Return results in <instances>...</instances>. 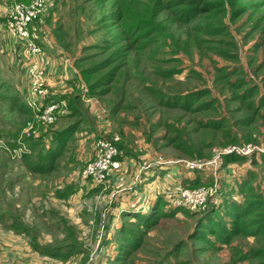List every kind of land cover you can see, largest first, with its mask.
Returning <instances> with one entry per match:
<instances>
[{"label": "rangeland", "instance_id": "rangeland-1", "mask_svg": "<svg viewBox=\"0 0 264 264\" xmlns=\"http://www.w3.org/2000/svg\"><path fill=\"white\" fill-rule=\"evenodd\" d=\"M33 1L28 5L29 10L36 5ZM252 1L238 17H234L227 6V12L222 13L224 36L204 38L196 44L184 45L191 36L192 24L180 27L172 23L168 12L154 19L152 8L158 3L157 0H122L126 13L125 28L137 24L141 18L154 20L161 23L166 38L161 39L160 35L157 38L159 42L153 44L150 51L143 55L134 53L126 64L121 61L113 63L106 70H98L115 50L116 45L110 42L122 30L107 29L108 25L105 24L110 6H101L106 0H54L39 18L30 23L27 30L29 39L11 34L8 30L9 20L6 19L13 3L14 6L24 4L19 0H0V139L6 144V148L0 149V167L3 168L7 162L4 168L13 175V171L19 167L17 162L12 161L21 158L26 150L31 153L28 150L31 139L43 141L41 148L33 151V156H46L56 147V135L53 133H59L68 123L82 118L79 125H82L83 132L79 131L66 143L59 160L61 164H57L51 175L43 177H49L51 183H55L56 179L62 188L66 184L82 181L89 184V190L80 187L69 201H58L57 213L51 214L52 219H56L51 236H44L45 230L42 229L40 240L50 248L75 242L76 249L58 251L63 255L71 253V256L58 255L57 258L48 259L23 246L26 248L22 251L26 252V258L7 264H250L252 257L246 255L264 248L262 237L241 234L229 246L218 244V248H213L211 245L214 243L198 241L197 234L202 218H206L210 211L223 207L225 200H234L243 205L248 198L264 197V119L254 118L258 116L246 110L248 102L238 98L246 96L247 89L261 91L255 95L256 99L264 97V7ZM50 42L57 45L61 55H65L64 62H70L83 81L86 80V92L84 89L82 96H93L88 92L89 85L104 80L101 92L94 96L98 97L99 105L108 109L109 113L101 112L102 117H107L112 123L110 126L109 123L105 127L96 125V132L93 127L98 118H94L90 111H82V116L75 120L61 119V123L57 122L52 127L50 125L54 121L43 123L44 120L35 115L31 120H26L11 114L9 107L16 96H27L25 100L28 103L29 96H33L32 91L43 86L52 94V70L55 69H52L51 61H45L44 55V46ZM229 42L238 46L239 59L222 55L224 51L235 53L236 48L230 46ZM31 43L42 49L39 57L29 55L27 50ZM176 43L181 45L176 47ZM116 68L114 76L108 78L107 74ZM257 68L262 71L257 72ZM82 70L86 72L84 76ZM66 80L65 75L60 78L61 83ZM240 81L248 85H239ZM204 89L210 90V95L194 99ZM106 90L109 94L102 100L99 96H104L102 92ZM57 92L59 96L66 95L68 85ZM47 97L43 99L44 107ZM192 97L193 101L190 100ZM52 102L57 103L55 100ZM185 102H188V108L181 107ZM205 102L214 105L202 111L200 106ZM170 103L175 106L167 105ZM110 107L116 110V114L110 111ZM261 114H264V109H261ZM247 118L249 125L242 127ZM220 120H228V124L221 129L209 124H220ZM30 124L34 126V131H39V136L25 134ZM99 127L103 133H99ZM88 129L92 133L86 135ZM112 134L122 138L118 145L119 156L122 151L125 154L129 147L134 149L135 156L142 157L140 159L146 162L151 157L153 162L154 158L160 156L168 158V161H180L181 164H173L177 173L170 170L167 175H158V191L152 182H148V177H151L147 175L148 169L142 170L145 162L134 158L129 159L130 166H124L123 161L119 160L123 163V170L113 171L105 185L97 186L90 180H84L86 165L94 159L90 156L93 144L97 147L100 138ZM91 135L92 138H88ZM123 141L126 143L123 144ZM162 145L166 149L160 148ZM248 149L252 151L248 155H239L237 151ZM14 150L19 153L13 154ZM220 155L231 160L226 167L217 166ZM72 160H77L78 164L72 163ZM190 162L204 165L201 177L200 169L191 171L185 167ZM200 178L204 182L199 188L211 191V194L203 205L192 210L184 204L186 199L180 196V192L187 188L194 189L193 185L198 186ZM250 181L249 186L240 187V183L245 185ZM138 182L150 183L146 185V195L133 192ZM2 186L3 181L0 180V188ZM250 186L253 189L248 191ZM94 188L96 190L92 194L90 191ZM151 188L155 192L150 191ZM12 191L16 194L15 189ZM3 193L0 191V198ZM119 193L122 194L120 197ZM159 193L160 204L166 203L161 208L168 216H160L149 227L142 226L137 219L123 216L122 212L131 208L140 210L147 205L150 208L143 215H150ZM100 219L99 227L95 221ZM63 225L74 228V233L66 235ZM124 225L131 232L130 237L137 239L139 244L137 251L129 257L121 255L123 245L119 234ZM120 256H123L122 259ZM257 262L259 259H256Z\"/></svg>", "mask_w": 264, "mask_h": 264}, {"label": "trees", "instance_id": "trees-1", "mask_svg": "<svg viewBox=\"0 0 264 264\" xmlns=\"http://www.w3.org/2000/svg\"><path fill=\"white\" fill-rule=\"evenodd\" d=\"M22 3L29 4L33 0H19ZM122 0H106L105 4H102V7L107 8L106 5L110 6V12L106 18V24L108 25L107 29H122L120 32L115 34L113 40L110 42L116 45L115 50L102 62V64L98 67V70H106L112 65L113 63L121 62L126 64L128 59L132 57L134 53L138 55H143L147 51H150L153 44L159 42L160 39H157L161 36V39L166 38V34H164V29L160 22H154V20H145L141 18L138 20L137 24L133 26H128L125 28L124 22L126 20V13L125 8L122 5ZM157 0V4L152 8V17L154 19L160 17L163 13H169L171 16L172 23L179 25L180 27L191 25L190 27V35L188 40L184 42V45H189L191 43L196 44L198 41L203 40L204 38H218L225 35V24L223 23V15L222 13L227 12V6L231 8L233 11V16L238 17L240 16L245 7L250 3L252 0ZM14 2V1H13ZM256 5H260L264 7V0H253ZM53 3V2H52ZM104 3V2H102ZM14 4V3H13ZM11 5V7L13 6ZM10 7V8H11ZM50 13V12H49ZM7 19V17H6ZM114 23V24H113ZM116 23V24H115ZM181 43H176L175 46L179 47ZM229 45L236 48L234 54H230L229 52H222V55L227 57H233L235 59L238 58V46L234 44V42H229ZM113 49V47L111 48ZM117 71V68L112 70L108 73V78H112L114 73ZM257 72L262 71V69H256ZM86 72L82 70V74L84 76ZM85 80V79H84ZM86 82V80H85ZM84 82V83H85ZM104 80L97 81L96 84H90V88L88 87V92L93 94L91 97L98 98L94 95H99L101 92V88L103 87ZM243 84L244 86L248 85L245 81H240L239 85ZM246 96H238V98H242L243 101H247L246 110L250 111L252 114H256L258 117L254 118H263L264 114H261V109H264V97L256 99L255 95L259 92L258 90L254 89H247ZM250 90V91H249ZM196 94L195 98L192 97L190 100L193 101L194 99L204 98L210 95V90H202ZM261 92V91H260ZM259 92V93H260ZM104 96H99L103 100L109 93L106 91L102 92ZM200 95V96H198ZM81 96L80 92L78 91V95ZM14 98L9 110L11 109V114H16L17 116H21L26 118V120H31L33 118L34 112L29 104L26 102L24 96H16ZM24 99H23V98ZM185 100V98L183 99ZM187 101V100H185ZM185 105H182V108H188V102H185ZM216 101H214V104ZM212 102H205L200 106V109L204 111L208 107L213 105ZM167 105L175 106V104L170 103ZM111 108V107H110ZM73 117L78 119L82 116L81 111L78 107L74 105L73 107ZM110 111L116 114V110L111 108ZM80 118L79 121H81ZM79 121H74L68 128L62 130L60 133H53L56 135V147L52 149L50 152H47L46 156H41L39 158H35L33 156V151H37L41 148L43 141L41 139H33L29 140L28 142V151H24L22 153V157L20 160H23L26 169L31 173L38 174V175H50L54 172L57 168V159L62 156L64 147L66 143L77 133L79 132ZM249 118H247L244 122L245 124L242 127H247L249 125ZM219 123H209L210 125L219 126L221 129L224 125L228 124V120H220ZM243 122V123H244ZM52 127V126H50ZM210 127V126H207ZM46 134V133H45ZM43 136H45L43 134ZM38 138V137H37ZM44 139V138H43ZM166 147L167 144H166ZM220 160L218 161L217 166L219 167L228 165L231 160L228 159L225 155H220ZM119 160L122 159V155L119 156ZM210 160V159H209ZM206 161V160H205ZM204 163V162H203ZM200 171V172H199ZM196 171L195 173L199 172V176L203 175L204 167L202 170ZM196 177V176H195ZM202 182H204L203 178L198 180L197 185H193V188H199L203 186ZM251 181L245 185L240 183L241 188H245L249 186ZM253 189V186L248 188V191ZM71 193V192H70ZM60 196H64L61 192H59ZM254 196V194H251ZM163 197V196H162ZM161 196H158L153 207L152 213L148 216L143 215L146 212L150 205L145 206L144 208L138 209H130L127 212H122L124 217L130 219H137L141 222L142 226L149 227L153 225L155 222L158 221L160 216L166 217V215L162 210V202ZM241 202H235L234 200H225L224 206L219 209H214L207 214L206 218H202L198 225L197 239L200 242L206 243H214L211 245L213 248H218V244H225L230 245L232 240L239 235H248V236H260L264 239V197L261 199L257 196L255 199L248 198L244 204H240ZM134 211L140 212L138 214ZM186 212V211H184ZM187 213V212H186ZM175 213L171 214L174 215ZM157 217V218H156ZM101 220V219H100ZM98 222V221H97ZM99 223V222H98ZM64 232L67 234H73L74 228H68V225H63ZM130 230L124 225L120 230V240L122 241V254L126 257H129L133 252H136L139 248V244L137 243V239H133L130 237ZM211 237H214V240H211ZM104 240V239H103ZM76 249L75 242L66 243L54 248H50L48 250H44L43 252H48L51 255V258H57L58 255L68 257L71 256V253H67L65 255L59 254V250H68V249ZM245 251H242V253ZM43 253V254H45ZM77 253V252H75ZM74 253V254H75ZM123 256L119 258L122 259ZM246 257H252L249 259L250 264H264V248L260 250H254L250 255H246ZM256 259H259V262L256 263Z\"/></svg>", "mask_w": 264, "mask_h": 264}, {"label": "crops", "instance_id": "crops-1", "mask_svg": "<svg viewBox=\"0 0 264 264\" xmlns=\"http://www.w3.org/2000/svg\"><path fill=\"white\" fill-rule=\"evenodd\" d=\"M44 47L46 50H44L45 61H51L53 63L52 69H55L52 70V72L54 73L51 79V83L54 89L52 91L51 98L54 99L58 105V109L54 114L55 120L50 126L55 125L57 122L61 123V119L63 120L64 118L75 120V118L72 116L74 112V105L78 107L81 112L90 111L94 118H98V120L95 121V125L93 127L95 128V130L98 128L96 127V125L99 124L101 125V127H105L109 123L110 126L112 123L107 120V117H102L103 112L109 113L108 109H105L102 107V105H99L97 98L82 96L85 89V84L82 76L79 72H76L77 70L75 68H72L70 62H64L66 59L65 55H61V51L59 50L57 45H54L50 42L48 46ZM71 62L73 64V61ZM63 75L67 77L65 83L60 82V78ZM67 85L69 88V92L66 95L59 96L60 93L57 91L61 88H66ZM78 91L80 92L81 96H76L78 95ZM69 94H72V96H69ZM73 94L75 96H73ZM26 97L27 96H24V98ZM101 110L103 112H101ZM99 117H101V119H99ZM71 124H73V122L68 123V126H66L65 129L68 128ZM59 131L61 132L62 130ZM79 131L81 133L83 132L82 125L79 127ZM99 131V133L104 132L100 127ZM113 131L115 130L113 129ZM96 132H98V130H96ZM89 133H92L89 129L85 131L86 135H88ZM39 135L40 133L38 131L36 136ZM92 136L93 135L88 136V138L91 139ZM124 143L126 142L123 141V144ZM93 145L94 149L92 154L90 155L92 157H94L96 150L95 144ZM125 147H128L127 144H125ZM160 148L166 149L163 145ZM128 149L129 150H125V154L124 151H122L121 161H123L124 166H130V163L128 162L129 159L142 158L140 156L134 155V149L129 147ZM61 157L62 156L57 159L56 164L60 163L59 160L61 159ZM140 160L143 161V163L145 162V167L142 168V170L148 169L149 172H147V175L153 177H148V182H152V184L155 185L154 187L158 188V191H160L159 186H156L157 183H159L156 181V179L159 177L158 175H167L170 170L175 174L178 171L173 166V163L177 162L176 160L168 161V158L166 159L162 156L157 157L156 159L154 158L153 162L152 157L148 160V162H146V160L144 159ZM12 162H17L19 167V169L17 170L18 172L13 171V175L9 173V170L7 168H4L7 162L6 164L4 163L5 165L3 166V168L0 167V180L3 181V186L0 188V191L5 192V194L3 193L2 198H0V264H7L13 261L24 260L26 258V252L22 251L27 247L30 248L34 253H38L43 257L51 259L50 253H42V248L44 246L45 250L50 249V246L47 245L45 241L40 240V238L43 236L42 229L45 230L44 236H51L52 230L56 227V219H52L51 214L57 211L56 207L58 201H69L71 197L80 190V187H82L84 190H89V184L86 185L85 181H82L81 183L76 184H66L62 188L58 186V182L56 179L55 183H51L49 177H43V175L29 172L28 169H26L23 160H20V158ZM71 162L78 164L77 160H72ZM69 165H71V163ZM153 170L154 173H152ZM24 184L26 186L22 187V185ZM149 184L150 183L142 184L138 182L134 187L133 192L136 191L138 195H146V192L148 191L146 185ZM12 189H15L16 194L13 193ZM95 190L96 188H94L90 192L94 194ZM150 191L155 192V189L151 188ZM59 192H61L64 196H60ZM121 195V193L118 194L119 197ZM158 195L161 196V193H159ZM98 222L95 221V223H97L100 227L101 220H99ZM23 246L26 248H24Z\"/></svg>", "mask_w": 264, "mask_h": 264}, {"label": "built area", "instance_id": "built-area-1", "mask_svg": "<svg viewBox=\"0 0 264 264\" xmlns=\"http://www.w3.org/2000/svg\"><path fill=\"white\" fill-rule=\"evenodd\" d=\"M54 0H34L36 5L33 9L29 10L28 5L26 3H22L24 5H15L8 10L6 15L9 27L8 30L10 33H15L20 37H24L29 39V33L27 30L29 29L30 23H32L35 19L40 17V14L46 9V6L52 3ZM7 26V21H6ZM29 49L27 50L29 55L32 57L38 56L41 53L42 49L37 48L34 43L28 45ZM39 57V56H38ZM48 83V82H47ZM46 90V91H44ZM86 92V89H85ZM33 96H29V106L32 108L36 117H38L43 123H52L55 120L54 111L55 108L58 109V105L53 104L52 101V94L49 92L44 86L40 87L38 90L34 89L32 91ZM41 95V96H40ZM46 96L48 100L46 106L44 107L45 100H43ZM39 97L41 99H39ZM56 109V110H57ZM28 133V134H27ZM27 136H31L32 134H37V130L34 131V126L30 124V127L26 130ZM122 138L118 134H112L110 137L100 138L97 141V147L95 150L94 159L86 165V168L83 172V178L85 180H90L97 186L105 185L109 179L110 175L113 171H120L122 168L121 161H119V143H121ZM6 148V144L4 141L0 139V149ZM22 151V149H19ZM242 154L248 155L252 151L251 149L248 150H237ZM233 151H231L232 153ZM19 153L18 150H14L15 155ZM220 160V157H218ZM218 160V161H219ZM217 161V162H218ZM215 162V163H217ZM173 164H181L180 161H177ZM212 165V164H211ZM185 167L191 171H195L197 169L202 170L204 165L197 163V162H190L186 163ZM211 194L204 189L201 188H194V189H183L180 192V196L186 199L184 203L187 207L191 208L192 210L196 209L197 207L203 205L208 196Z\"/></svg>", "mask_w": 264, "mask_h": 264}]
</instances>
